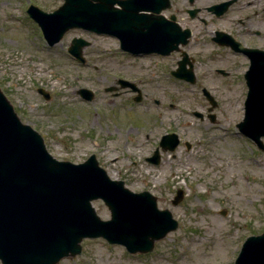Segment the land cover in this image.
<instances>
[{"label": "rangeland", "instance_id": "1", "mask_svg": "<svg viewBox=\"0 0 264 264\" xmlns=\"http://www.w3.org/2000/svg\"><path fill=\"white\" fill-rule=\"evenodd\" d=\"M171 1L165 15L173 13L178 2L184 6V0ZM220 1L195 0L194 6ZM62 2L0 0V90L55 159L78 164L94 154L111 179L157 197L158 208L169 210L178 227L155 242L150 253L131 255L103 239H85L81 254L57 264H233L245 238L264 230V151L236 129L246 96L240 79L212 74L208 82L217 87L212 90L218 103L215 122L200 120L194 113L205 115L208 107L200 90L163 71L175 67L174 57H123L115 39L82 30L68 31L49 48L25 10L35 5L51 12ZM178 16L191 25L184 14ZM199 16L209 20L205 12ZM193 24L191 54L197 76L203 78L204 62L211 69L224 64L226 54L209 38L213 30H225L226 23L224 18L210 19L204 29L197 21ZM72 38L90 42L83 49V65L67 53ZM118 78L136 84L140 102L133 99L136 93L119 88ZM108 87L117 90L106 92ZM79 89L90 90L93 99L83 100ZM169 131L191 147L182 143L173 152L160 150L158 165L147 162ZM178 189L184 197L172 205ZM92 206L100 219H109L102 201Z\"/></svg>", "mask_w": 264, "mask_h": 264}, {"label": "water", "instance_id": "2", "mask_svg": "<svg viewBox=\"0 0 264 264\" xmlns=\"http://www.w3.org/2000/svg\"><path fill=\"white\" fill-rule=\"evenodd\" d=\"M231 3L223 2L209 10L221 15ZM170 7L169 0H64L52 13L30 6L27 14L39 25L50 46L67 30L81 28L116 37L121 50L131 54L166 55L178 44H185L189 36L188 30L181 31L173 22L174 16L166 20L160 15ZM218 36L219 44H227V35ZM229 44L250 60L245 75L248 93L244 118L237 128L263 149L264 51L240 47L233 40ZM88 45L81 38H73L68 52L83 63L82 49ZM181 65L173 76L193 83L191 70L185 71ZM119 84L136 90L131 83ZM78 93L88 101L93 97L86 89ZM203 93L214 107L213 98ZM176 144L173 134L160 141L163 150L172 151ZM147 161L158 164V150ZM182 194L177 191L173 205L180 202ZM97 199L107 206L109 220L96 215L91 202ZM176 228L171 213L157 208L156 197L147 191L133 193L123 181L111 180L94 155L80 164L51 157L42 137L20 122L0 91L1 264H57L65 257L80 254L84 238L102 237L130 253H147L155 241ZM234 264H264V231L245 240Z\"/></svg>", "mask_w": 264, "mask_h": 264}, {"label": "flooded vegetation", "instance_id": "3", "mask_svg": "<svg viewBox=\"0 0 264 264\" xmlns=\"http://www.w3.org/2000/svg\"><path fill=\"white\" fill-rule=\"evenodd\" d=\"M194 1L195 0H192V2L190 0H184V6L180 2H178L177 6L175 7V11L171 13L175 15L176 21L182 29L187 28L190 30L191 37L188 39V42L183 47H181L180 50L172 52L169 56L161 57L157 55H149V57L159 58V59H166V58L174 57L176 59L175 66L179 62H183L185 70L192 69L193 72L196 74L195 75L196 82L194 84L195 91L200 90L201 92L202 89L205 87H207L208 89H211V92L212 90H215L217 87H212V85H210L208 82L209 78L210 80L213 79L212 74L221 76L222 79L231 78V79H240V81H242L245 70L248 67V60L245 55L235 52L234 46H231L229 43L232 42V39H233L234 41L241 44V46L243 47L250 48V49L255 48V49L264 51V0H236L228 7L227 11L220 17L215 16L213 13L209 12L206 9V7L211 6L213 4L200 8V7L194 6ZM189 9L191 10L198 9L195 13L194 18L189 16L187 12V10ZM202 12H205L207 16L209 17L208 21L203 16H199ZM180 13L185 15V20L191 25L184 24L183 22L184 19L179 18L178 16V14ZM171 14L166 15V17H169ZM223 18L226 23V26H225L226 29L222 31L213 30L211 32L209 42L213 43L212 35H214V38L218 37L219 32H222L228 35V42L226 40L227 44L223 45L222 47L216 45L218 49L219 48L223 49L224 54H226V58L223 59L224 64L221 65L220 67H215L211 69V67L207 65L208 62H204L203 64L206 65V68H204L205 75L203 76V78L202 77L198 78L197 72H196L197 68H195V58L191 54V42H193L194 40L193 22L197 21L198 23H200V25L204 29L208 25V22L210 21V19L218 20V19H223ZM139 57L142 58V56H136V57H133V59H139ZM217 76H215L216 77L215 79L219 78ZM201 78L205 84L199 83ZM197 79H198V82H197ZM206 115L207 113L205 114V116ZM205 116L204 117L202 116V119L206 118ZM182 143L187 148L191 147V144L189 142L183 141L180 138L178 146H180V144Z\"/></svg>", "mask_w": 264, "mask_h": 264}, {"label": "bare ground", "instance_id": "4", "mask_svg": "<svg viewBox=\"0 0 264 264\" xmlns=\"http://www.w3.org/2000/svg\"><path fill=\"white\" fill-rule=\"evenodd\" d=\"M197 259V258H196Z\"/></svg>", "mask_w": 264, "mask_h": 264}]
</instances>
